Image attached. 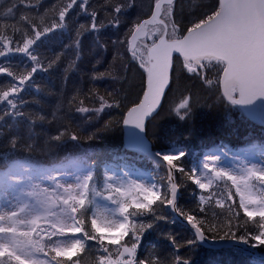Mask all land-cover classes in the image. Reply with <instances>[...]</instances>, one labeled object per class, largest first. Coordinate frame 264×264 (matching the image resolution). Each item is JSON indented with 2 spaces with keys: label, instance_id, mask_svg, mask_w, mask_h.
Returning a JSON list of instances; mask_svg holds the SVG:
<instances>
[{
  "label": "trees",
  "instance_id": "obj_1",
  "mask_svg": "<svg viewBox=\"0 0 264 264\" xmlns=\"http://www.w3.org/2000/svg\"><path fill=\"white\" fill-rule=\"evenodd\" d=\"M156 1L0 0V176L15 164L46 170L77 161L91 169L90 187L102 194L111 191L100 188L101 164L141 173L157 190L141 204L112 195L124 221L112 239L94 229L87 205L70 201L75 231L54 229L46 242L34 244L48 264H264L234 248L199 245L171 212L162 166L123 147V116L141 98L147 48L163 26L145 24L146 36L134 46L131 38ZM216 12V0H175L161 8L160 19L173 40ZM206 57L211 61L190 67L194 71L186 68L193 59L173 57L169 85L145 137L152 151L176 155L171 163L181 217L212 242L231 239L264 254V216L245 214L220 174L208 191L194 182L193 169L207 152L264 148V129L221 93L223 62ZM225 90L236 97L233 79ZM254 179L264 206V179ZM72 237L78 244L71 256L51 249L55 240ZM0 264L19 263L1 257Z\"/></svg>",
  "mask_w": 264,
  "mask_h": 264
},
{
  "label": "rangeland",
  "instance_id": "obj_2",
  "mask_svg": "<svg viewBox=\"0 0 264 264\" xmlns=\"http://www.w3.org/2000/svg\"><path fill=\"white\" fill-rule=\"evenodd\" d=\"M143 30L145 32V27ZM210 61L206 56L196 57L188 66L197 68ZM227 91L233 92L232 84ZM162 156L172 161L176 155L164 153ZM100 174L101 190L111 193L102 194L98 188L90 187L91 169L77 161L46 170L20 164L7 168L0 176V258L16 260L19 264H48L35 254V245L39 239L46 242L54 229L64 232L76 229L68 208L70 201L87 205L94 229L112 239L124 228V221L118 215L119 206L112 195L129 197L134 204L150 202L157 195L147 177L127 167L114 169L101 164ZM217 174L234 187L245 214L264 216V206L253 188L254 177L264 179V148H245L234 154L223 150L207 152L193 169L194 182L206 191ZM134 193L136 198L132 197ZM77 244L78 240L73 237L55 240L51 249L68 257Z\"/></svg>",
  "mask_w": 264,
  "mask_h": 264
},
{
  "label": "water",
  "instance_id": "obj_3",
  "mask_svg": "<svg viewBox=\"0 0 264 264\" xmlns=\"http://www.w3.org/2000/svg\"><path fill=\"white\" fill-rule=\"evenodd\" d=\"M174 1L157 0L150 16L139 24L131 38V45L134 46L145 37V24L163 26L160 38L147 48L146 83L141 98L123 116V147L130 153L162 166L169 182L171 212L179 223L188 228L199 245L210 250L234 248L264 262V254L251 247L231 240L212 242L178 214V191L172 163L163 158L164 152L152 151L145 137L146 123L156 114L169 85L172 59L175 56L186 59L211 56L222 61V95L235 104L249 122L264 128V0H217L218 10L214 16L187 30L180 38L168 40L166 25L160 19L161 8ZM230 79L236 84L235 98L225 91V84Z\"/></svg>",
  "mask_w": 264,
  "mask_h": 264
},
{
  "label": "flooded vegetation",
  "instance_id": "obj_4",
  "mask_svg": "<svg viewBox=\"0 0 264 264\" xmlns=\"http://www.w3.org/2000/svg\"><path fill=\"white\" fill-rule=\"evenodd\" d=\"M216 9H218V1L216 0Z\"/></svg>",
  "mask_w": 264,
  "mask_h": 264
},
{
  "label": "bare ground",
  "instance_id": "obj_5",
  "mask_svg": "<svg viewBox=\"0 0 264 264\" xmlns=\"http://www.w3.org/2000/svg\"><path fill=\"white\" fill-rule=\"evenodd\" d=\"M127 9V8H126ZM114 14V13H113ZM97 39V38H96ZM77 50H78V48H77ZM77 53H78V51H77ZM78 110V109H77ZM78 112V111H77ZM90 122V121H89ZM88 123V122H87ZM191 223V222H190ZM231 240V239H230ZM232 241V240H231ZM216 242V241H215ZM236 242V241H235Z\"/></svg>",
  "mask_w": 264,
  "mask_h": 264
}]
</instances>
